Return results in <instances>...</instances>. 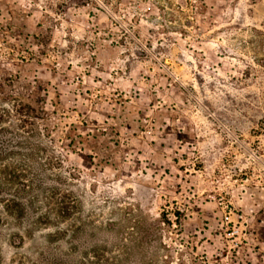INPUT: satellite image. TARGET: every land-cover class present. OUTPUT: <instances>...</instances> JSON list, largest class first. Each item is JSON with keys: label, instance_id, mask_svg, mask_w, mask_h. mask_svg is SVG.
I'll return each mask as SVG.
<instances>
[{"label": "rangeland", "instance_id": "1", "mask_svg": "<svg viewBox=\"0 0 264 264\" xmlns=\"http://www.w3.org/2000/svg\"><path fill=\"white\" fill-rule=\"evenodd\" d=\"M0 264H264V0H0Z\"/></svg>", "mask_w": 264, "mask_h": 264}, {"label": "built area", "instance_id": "2", "mask_svg": "<svg viewBox=\"0 0 264 264\" xmlns=\"http://www.w3.org/2000/svg\"><path fill=\"white\" fill-rule=\"evenodd\" d=\"M232 217L235 219L233 223ZM222 223L229 225L232 224V233L237 234L235 238L234 246L239 247L241 243L245 242L247 239V221L243 212L234 210L232 208H227L223 211V220ZM235 224H238V228H235Z\"/></svg>", "mask_w": 264, "mask_h": 264}]
</instances>
